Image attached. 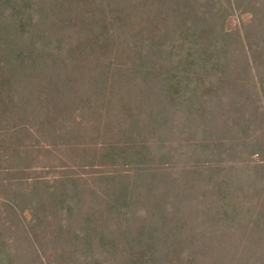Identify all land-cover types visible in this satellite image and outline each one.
I'll return each instance as SVG.
<instances>
[{"label": "trees", "instance_id": "1", "mask_svg": "<svg viewBox=\"0 0 264 264\" xmlns=\"http://www.w3.org/2000/svg\"><path fill=\"white\" fill-rule=\"evenodd\" d=\"M225 1L0 0V177L31 242L264 264V0H241V36Z\"/></svg>", "mask_w": 264, "mask_h": 264}, {"label": "rangeland", "instance_id": "2", "mask_svg": "<svg viewBox=\"0 0 264 264\" xmlns=\"http://www.w3.org/2000/svg\"><path fill=\"white\" fill-rule=\"evenodd\" d=\"M238 1L240 5L238 4ZM253 1L255 2L256 0H252V5ZM210 4L211 3H209V5ZM222 5L224 6V11H222L219 15L220 20L224 22L225 28L233 31V33L239 30V35L241 36V27L251 21V15L244 12L246 8L242 6L243 3L241 0L233 2V7H230L226 1L225 3L223 2ZM161 6L163 9L167 8V5ZM164 18L166 19L165 22H177L171 14L164 16ZM178 55H182L181 49L177 51L175 58ZM124 91L127 90L124 89ZM261 103L264 107V97L262 98ZM257 130H259V137L260 135H263L261 138L262 146L259 148L260 155H254L251 158L252 160H250L249 164L250 169L255 166V163L260 160H264V120L257 125ZM2 178L3 176L0 177V180ZM4 183L5 182L3 180V184H0V233L2 234L4 242L7 244L8 251L12 254V264H50V262L52 264H84L86 261L80 259L90 260V256L85 258L82 251H79L76 245L73 247L72 244L68 242L66 235L63 236L64 241L56 245L52 241V234L45 231V236L40 237L42 243L44 244L42 246L43 248H40L34 242H31L29 238V235L31 234H27L28 231L33 233L32 231L34 227H29L28 225L30 223L31 216L26 213L24 216L25 218H23L24 220H21V217H18V214L9 207L7 201L9 198H12L14 195L19 193L17 189L18 187L12 186L11 183L13 182L9 179L6 182V186H3ZM21 224L24 225V230L22 229ZM44 227L50 231H55L56 228L55 225H51L52 228L49 226ZM124 251L125 250H122L123 257H125ZM107 258L108 259L105 260V263L113 264V259L115 258L112 259L111 256ZM92 262L96 263V260L93 259Z\"/></svg>", "mask_w": 264, "mask_h": 264}]
</instances>
